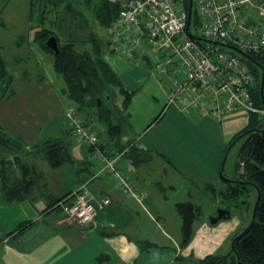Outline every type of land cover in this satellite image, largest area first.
<instances>
[{
    "label": "rangeland",
    "instance_id": "1",
    "mask_svg": "<svg viewBox=\"0 0 264 264\" xmlns=\"http://www.w3.org/2000/svg\"><path fill=\"white\" fill-rule=\"evenodd\" d=\"M94 1L65 0L61 2L62 5L59 6L61 11L64 3L73 4L71 6L73 8L70 7L63 12L65 20L61 23L55 21L57 9H53L54 12L49 14L48 19H52L53 23L57 22L55 31L61 40L67 36L75 38L79 40L76 42L79 49L89 44L91 29L86 21H89L92 26L94 19L89 7L95 3ZM45 3H47L46 0H0V67L5 70L3 75L0 71V124L5 132L21 136L35 148L38 144L40 147L47 146L43 141L48 135L54 133V136L62 137L61 128L64 126L63 117L66 109L70 106L75 107V104L62 91L64 81L53 69V54L39 46L38 41L34 39L36 27L30 28L28 25L29 19L36 18ZM72 20L73 23H70ZM47 24L49 25V23L44 25L48 26ZM95 28L101 31L100 37L106 40L108 37L106 30L99 29L97 24H93L92 32ZM102 56L117 74L125 89L133 91L125 111L130 114V122L135 120L137 125H140L152 117L150 122L163 108V114L169 109V113L146 134L144 140L152 142L155 134L159 139L156 141L161 144L160 147L170 150L175 156L178 151L181 152V147L190 144L188 149L192 155L199 158L205 157L202 159L206 163L211 162V178L218 187H215L217 192L218 189L224 188L225 181L219 174V168L225 151L226 132L233 130L231 124L235 121L224 124L210 116L197 117L196 109L183 110L177 103L166 107L164 103L167 102V96L165 95L163 99L165 93L163 90L168 86V79L162 78L154 68L142 64V59H128L108 49L103 50ZM8 75L12 78L8 79ZM113 91L114 103L120 107L123 95L118 88ZM161 103L160 110L158 107ZM243 119L245 120V117ZM243 119H241L242 122H244ZM91 123L97 128L103 127L94 117ZM97 128L95 127L97 131L102 132L101 137L105 136V130ZM166 135L178 136L179 139L172 144L167 143ZM71 138L70 134H67L66 147L74 157L80 159L82 149L79 145L73 144ZM133 138L138 139L137 132L133 133ZM235 153L236 147L233 146L223 170V177L227 180L234 175ZM42 162L49 167L46 159ZM165 167L169 169V164L155 152L149 159L134 164L136 176L150 183L152 190L156 192L158 190L163 198L152 195L151 200L154 206L161 211L168 204L180 220L175 242L165 247L169 251L168 264H172L171 261L176 255L180 258L177 260L179 263L190 264H199V261L207 255H228L232 251L234 237L250 223L256 196L255 189L248 187L240 197L233 200L226 199L222 194L206 190L203 185L196 187L184 178L172 176L171 173L165 176ZM171 181L174 182V190L170 186ZM65 192L57 190L56 195L61 197ZM185 199L192 200L199 206L191 224V233L187 242L182 241L181 217L175 209V204ZM219 207H227L230 215L212 223L210 219ZM165 218L168 224L169 217L166 215ZM67 219L75 223L71 218L67 217ZM160 227L164 231L168 230L166 225L161 224Z\"/></svg>",
    "mask_w": 264,
    "mask_h": 264
},
{
    "label": "crops",
    "instance_id": "2",
    "mask_svg": "<svg viewBox=\"0 0 264 264\" xmlns=\"http://www.w3.org/2000/svg\"><path fill=\"white\" fill-rule=\"evenodd\" d=\"M28 25L30 28L38 27L39 14L36 18L31 17ZM142 61V64L150 66L145 59ZM167 85L163 90V99L169 91V84ZM159 108L161 110L162 103ZM168 111L169 109L150 126L148 123L152 117L137 125L135 120L130 122V114L127 113L132 133H138L136 140L139 147L149 149L150 157L155 152L169 164V169H164L165 176L171 173L196 187L203 185L211 192V185L217 187L211 178V162L206 163L202 159L205 157L192 155L188 149L190 144L184 143L186 147H181V152L178 151L175 156L170 150L160 147L155 134L152 142L144 140L146 134L162 121ZM178 111L181 112L180 109ZM232 120L235 123H229ZM218 121L233 125V130L226 132L227 143L246 126L248 114L234 112ZM90 124L97 131V126ZM97 129L103 130V127L99 126ZM61 130L62 137H56L53 133L43 143L48 146L47 140L58 138L66 148V130ZM18 137L23 142L22 151L12 154L0 151V264H168L169 251L165 247L175 242L180 220L168 204L163 205L165 210L163 207L161 211L154 206L152 195L162 196L157 189V192L152 190L150 183L136 176V168L129 156L122 154L118 165L133 185L135 195L127 194L114 185L112 178L106 173L92 177L99 162L90 149L79 145L83 149L80 159L68 151L69 155L59 165L51 166L43 153L46 146L40 147L38 144L35 148L28 140L19 135ZM101 138L102 144L108 142L107 147L114 154L118 153L120 145L114 144L117 138L110 140L106 135ZM166 138L167 143L171 144L179 139L178 136L170 135H166ZM130 140L128 135L119 137L121 144ZM45 159L49 167L43 164ZM85 182L93 195L92 203L97 213L90 224L81 226L69 221L64 210L65 206L72 203L73 196L60 201L58 205L50 204L58 198L57 190L66 191L64 194L74 192ZM170 186L174 190L173 181ZM103 197H108L110 202L102 205ZM166 215L170 220L168 224ZM179 215L181 217L180 213ZM161 224L166 225L168 230H162ZM177 260L176 255L172 264L181 263Z\"/></svg>",
    "mask_w": 264,
    "mask_h": 264
},
{
    "label": "built area",
    "instance_id": "3",
    "mask_svg": "<svg viewBox=\"0 0 264 264\" xmlns=\"http://www.w3.org/2000/svg\"><path fill=\"white\" fill-rule=\"evenodd\" d=\"M108 1L119 6L107 29L112 49L128 59L147 60L168 79L166 107L177 103L183 110L196 109L198 117L217 120L239 111L264 114L251 98L256 75L233 49L264 57V0H191L189 21L190 0ZM193 14L198 21L192 20ZM64 117L76 143L89 146L99 162L92 177L106 173L114 185L135 195L118 165L124 151L105 153L101 132L84 124L74 107H67ZM86 183L64 207L67 217L81 226L90 224L97 213ZM109 202L108 197L101 200L102 205Z\"/></svg>",
    "mask_w": 264,
    "mask_h": 264
},
{
    "label": "trees",
    "instance_id": "4",
    "mask_svg": "<svg viewBox=\"0 0 264 264\" xmlns=\"http://www.w3.org/2000/svg\"><path fill=\"white\" fill-rule=\"evenodd\" d=\"M63 1L65 0H46L47 3H45L44 7H42L39 12V26L34 30V39L38 41L39 46H42L47 51H50L44 44L47 37L53 34L58 40L59 53L54 54L52 51L50 52L53 54V69L64 81L62 91L75 104L74 108L81 115L83 123L91 125V119L93 117L97 119L103 125L105 135L108 136L109 139L117 138L114 144L120 145L118 152L124 151L123 154L129 156L132 163L137 164L149 159V149L139 147L138 141L133 138L128 114L125 113L133 91L125 89L117 74L102 56L104 49L114 51L110 44L107 29L118 15L119 6L108 0L94 1L95 3L89 7L92 10L94 19L92 26L89 21H86L88 27L91 29L88 38L89 44L81 47L82 49H79L77 46L78 44L76 43L79 40L68 36L61 40L55 31L56 23H61L62 20H65L63 12L73 5L72 3L66 2L61 11L59 10V6L62 5L61 2ZM54 8L57 9L55 19L57 22L55 23H53L52 19H48L49 14L54 12ZM192 20L196 22L197 18L195 14L192 15ZM43 23H49V25L47 24L48 26H46ZM70 23H73V20ZM93 24H97L99 29L103 28L106 30L108 35L106 40L105 38L100 37L101 35H99V33H101V31L97 28H95V30L93 29L92 32ZM231 52L238 55L235 51L231 50ZM247 55L248 57L243 56L241 58L254 71L257 79L256 84L251 91V98L256 107L264 109V91L263 94L260 93V79L262 69L264 68V57L254 53H248ZM0 71L1 75H3L5 70L0 67ZM7 78L11 79L12 76L8 75ZM6 84L8 85L10 83ZM115 88H118L123 95V101L120 107H117L113 100L115 94V90L113 91V89ZM163 109L148 123V126L162 117ZM64 121L65 117H63V123ZM63 125L62 129L64 128V130H66V135L70 134L72 137V143L80 145L76 143L72 129L68 124L64 123ZM1 126L2 125L0 124V151L6 153L9 152V154L22 151L23 142L21 139L18 136L5 132ZM263 128L264 114L255 112L248 113L246 126L234 134L225 145L223 157L229 145L232 144L230 149L233 146L236 147L233 165L234 175L230 180H227L220 175L225 181V186L224 188L218 189V192L216 188L211 185V191L216 194H222L226 199L232 200L245 193L248 187H253L256 191L254 203L259 194L254 212V221L246 233L234 240V249H232L228 255H207L199 261V264H264ZM123 135H128L129 138H131L126 144H121L119 142V137H122ZM46 143H48V146L43 149V153L51 166L59 165L65 157L69 155L68 148H65L61 144L60 139H49ZM107 144L108 142H105L101 145L105 153L109 156L115 155L110 150V147H107ZM81 147L88 150L90 149L89 146ZM221 168L222 162L219 168V174L221 171L223 175L224 167ZM234 179L241 181L237 182ZM72 193L73 192L71 191L56 198L50 205H58L60 201L72 196ZM198 207V205H194V211L196 214ZM177 258L180 259L178 256Z\"/></svg>",
    "mask_w": 264,
    "mask_h": 264
},
{
    "label": "water",
    "instance_id": "5",
    "mask_svg": "<svg viewBox=\"0 0 264 264\" xmlns=\"http://www.w3.org/2000/svg\"><path fill=\"white\" fill-rule=\"evenodd\" d=\"M190 14H191V0L189 1V7H188V21L190 18ZM44 44L54 54L59 53L58 40H57L55 35L51 34L50 36H48L47 39L44 41ZM233 49L236 52L242 54L243 56L248 57L247 53H245L241 49L235 48V47H233ZM263 91H264V68L262 69V74H261V79H260V93L263 94ZM262 130H264V128ZM231 146H232V144L229 145V147L227 148L226 153L223 157L222 168L224 167L226 157H227V154H228ZM220 175L223 177L221 171H220ZM228 180H230V179H228ZM258 198H259V194L257 195V199L254 203L250 223L237 236H235V238L233 239V242H232V249H234V240L236 238L242 236L244 233H246V231L249 229V227L253 223L254 212H255V207H256ZM175 208H176L177 212L181 214V218H182V241L185 242L189 238V235L191 233V224H192V222L195 218V215H196V213L194 211V204L190 200H185V201L177 202L175 204ZM229 215H230V212L228 209L220 207V208L216 209V215L212 216L210 220L212 223H215L221 218L229 217Z\"/></svg>",
    "mask_w": 264,
    "mask_h": 264
},
{
    "label": "flooded vegetation",
    "instance_id": "6",
    "mask_svg": "<svg viewBox=\"0 0 264 264\" xmlns=\"http://www.w3.org/2000/svg\"><path fill=\"white\" fill-rule=\"evenodd\" d=\"M235 181H237V182H239V181H241V180H236V179H234ZM220 208V207H219ZM222 208H227V207H222ZM216 215V214H215Z\"/></svg>",
    "mask_w": 264,
    "mask_h": 264
}]
</instances>
